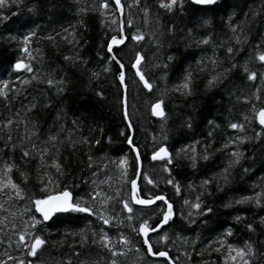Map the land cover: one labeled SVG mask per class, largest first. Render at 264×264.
I'll return each mask as SVG.
<instances>
[{"label": "trees", "instance_id": "trees-1", "mask_svg": "<svg viewBox=\"0 0 264 264\" xmlns=\"http://www.w3.org/2000/svg\"><path fill=\"white\" fill-rule=\"evenodd\" d=\"M120 3L121 15L114 0H8L0 8V88L6 93L0 95V172L5 164L13 165L12 176L22 189V198L7 190L0 194V264H111L113 259L117 264H224L226 245L244 247L246 242L253 248L249 264H264V203H235L264 188V132L257 122L244 121L252 116L253 104L264 106V63L256 59L257 50L264 51V0H217L206 6L177 0L171 12L160 8L159 0ZM30 32L35 35L25 44ZM135 34L144 39L133 41ZM121 35L125 43L109 52L112 37ZM204 37L210 43L198 44ZM137 53L149 91L132 69ZM210 58L218 61L214 71H228L217 86L206 88L213 71ZM17 60L33 71L16 72ZM116 61L123 65L125 93ZM197 61L207 69L199 71ZM245 64L256 73L254 80L247 78ZM187 71L193 73V90L182 95L175 87ZM160 101L164 116L155 118L150 106ZM230 123H244V131ZM238 136L251 139L223 147ZM162 145L171 163L151 160ZM133 147L141 161L140 197L162 195L173 205L168 223L149 234L153 251H165L167 258L147 254L139 234L145 219L153 227L160 224L167 205H133L130 181L138 172ZM192 147L195 167L185 153L176 155L183 148L190 157ZM237 148L243 156L228 169L225 182L222 174L232 159L228 153ZM49 179L54 182L48 184L49 192L67 187L94 214L43 221L30 201L42 197ZM196 202L200 209L191 206ZM33 216L40 221L35 226ZM102 233L110 237L109 247L126 255L113 257L100 241ZM36 235L46 243L29 255ZM121 236L130 241L128 246L119 242Z\"/></svg>", "mask_w": 264, "mask_h": 264}, {"label": "snow or ice", "instance_id": "snow-or-ice-1", "mask_svg": "<svg viewBox=\"0 0 264 264\" xmlns=\"http://www.w3.org/2000/svg\"><path fill=\"white\" fill-rule=\"evenodd\" d=\"M217 0H190V3L194 6H206V5H214L216 4ZM115 4L117 8H120V0H115ZM8 5V0H0V8H4ZM177 5V0H159V7L163 8L169 12L173 10V7ZM104 8L108 7V3H104L101 5ZM147 11V10H145ZM6 18V17H5ZM131 23V22H129ZM207 23V21L205 22ZM232 31L235 33L236 29L233 28ZM35 35L34 32H30L28 35H25L24 37V43L27 44L29 41L30 36ZM131 39L133 41H142L144 39V36L142 34H135L132 35ZM125 43V37L121 35L119 39H117L116 36H113L111 39V42L108 44V51H112V45H122ZM210 43V39L208 37H204L198 41V44L201 45H208ZM236 43L239 44L240 40L237 37ZM22 51L27 52L28 49L25 47L22 49ZM234 49L233 47L229 46L226 49V52L231 54L233 53ZM65 59H68V57H65ZM115 60V57H113ZM169 59H172L169 57ZM256 59L262 63H264V51L257 50ZM142 60V57L139 53L136 54V63L132 65L133 68H137V65L140 64ZM116 63L120 64L119 61H116ZM198 64H201L199 71L203 72L207 69V65H203L202 61H197ZM209 64L212 65L213 71L210 73V78L207 80L205 87L206 88H212L217 86L228 69H225L222 72H216L214 69L218 65V61L215 58L209 59ZM235 67V65H233ZM243 70L248 74L249 80H254L256 78L255 72H250L247 65H243ZM121 71L119 73V79L121 83L124 81V72H123V65L120 64ZM13 69L16 72H20L21 70L25 72L31 73L33 71V68L30 64L25 63L23 60H17L16 63L13 65ZM136 75L140 78V80L144 83V87L151 89V84H149L145 77L141 74L139 69H137ZM31 79H37L36 76H33ZM22 83H29L28 80L21 81ZM49 86L53 85L54 81L52 79H49L47 81ZM8 82H4V87H7ZM175 90H178L181 92L182 95H191L193 90V73L191 71H187L183 74L180 83L176 85ZM0 95L6 96V93L3 91V88H0ZM260 97L256 96V100L259 101ZM247 103V100L245 101ZM162 101L157 102L153 105V114L159 115L161 117L164 116V111L161 107ZM250 111L252 113V116H245L244 121L248 123H252L253 121L258 122V124L261 126V131L264 132V106L257 107L255 104H253L250 108ZM9 124L11 121L8 122ZM211 123V122H210ZM229 127L238 130L240 132L244 131V123H230ZM261 135V132L256 133V137L259 138ZM50 139H55V137H51ZM128 143L131 144L132 140L131 137H127ZM251 139L250 137H236L235 141L229 140L228 143H226L223 147L228 148L231 144L238 141L239 143L245 142V140ZM219 150V149H218ZM44 152L47 151V149L43 150ZM135 151V149H133ZM187 149H180L177 152V156L180 155L181 152L185 153L186 158L191 159L192 166L195 167L196 163V155H195V148L192 147L191 151L193 155L190 157L187 156ZM24 155H28V153H24ZM232 159L229 160L228 166L224 169V172L222 174V179L227 182L228 181V169L233 167L234 165L238 164L240 162L241 157L243 156V153L239 151V149L232 150L228 153ZM154 160L156 159H165L167 158L168 163H171L170 154L166 147H159L157 151L154 152L153 157ZM201 159H208L207 155H201ZM138 159V157H137ZM121 163H124V161H121ZM53 167L56 168L57 172H60V165L53 161L52 164ZM167 170V169H166ZM13 171V165L5 164L4 170L0 172V194H4L5 190H7V193L9 196H11L13 193L17 198H22V189L20 188L19 184L16 183L12 176ZM247 171V169H245ZM21 177H23L24 181L27 182V176L25 173L20 174ZM144 180L147 181L148 184H152L153 181L150 180L146 175L143 177ZM131 201L132 203L136 205L141 206H149L155 204L156 201H162L167 205V211L163 212V218L160 220V224L156 225L155 227L151 226L147 219L143 220L139 224V234L144 237L143 244L147 246V254L149 255H155L162 258H167L168 253L165 251H153V247L149 242V233L150 232H156L158 228L163 225L167 224L168 221L173 216V205L168 203V201L165 199L162 195H155L154 197L150 198H141L138 191H137V181L135 179H132L131 181ZM54 182L49 179V181L45 184V189L42 194L41 198L35 199L33 201H30L34 205V209L36 213H39L40 217H42L43 221H49L54 218H58L62 214H70V213H87L89 216L94 214V210L92 207L82 204L80 200L73 196L72 192L68 190L67 187L59 188L58 190L53 189L52 191H48V184H53ZM168 183H172L171 180L168 181ZM209 181L205 180L203 181V184H208ZM254 187H259V185H254ZM176 191L179 192V186H176ZM197 201H199V197H197ZM184 203L187 205L189 203L188 200H185ZM236 204H246L251 203L255 206H260L262 203H264V188L261 189V191H256L252 195L243 196L240 199L235 201ZM124 208L131 213L133 211L132 207L129 206L128 202H123ZM193 208L200 209L201 205L199 202L193 203L191 205ZM230 204H225L224 207H229ZM212 209H207V212H211ZM98 218L100 220H103L104 224L109 223V219H106L103 215H99ZM130 220L132 219L131 216L128 217ZM237 220L240 219L239 216L236 217ZM33 226L40 223L39 220L35 216L32 217ZM261 222L264 223V217L261 218ZM249 230L251 229V225H249ZM133 231H136L134 228ZM84 230H81V239H84ZM227 235H231V232L229 231ZM162 239H166L165 237H162ZM21 243L24 242V236H20ZM100 241L102 242L103 246L108 248V250L111 252V255L113 257H116L117 255L124 256L126 255V252L123 250L117 251L116 249L109 247L111 240L110 237L107 235V233H102L100 237ZM96 241H94L95 243ZM119 242L124 245L128 246L130 244V241L126 237H119ZM46 241L42 239L39 235L32 237V242L30 244V250L29 255H35L37 252V249H39L42 245H44ZM221 243H223L221 241ZM219 251V249H216ZM139 251V249H137ZM226 255L224 256V264H249V260L247 257L251 256L253 254V248L250 243H245L244 247H236L234 245L228 244L226 245ZM111 264H117V261L115 259L112 260Z\"/></svg>", "mask_w": 264, "mask_h": 264}, {"label": "water", "instance_id": "water-1", "mask_svg": "<svg viewBox=\"0 0 264 264\" xmlns=\"http://www.w3.org/2000/svg\"><path fill=\"white\" fill-rule=\"evenodd\" d=\"M114 2H115V0H114ZM117 10H118V12H119V15H121L122 14V5H121V3H120V8H117ZM111 42V41H110ZM114 45L115 44H113L112 45V48L114 47ZM141 56V55H140ZM142 60H143V58H142ZM142 60H141V62H142ZM140 62V63H141ZM134 63H136V58H135V60L133 61V63H132V65L134 64ZM139 66H140V64H138L137 65V68H133L132 67V69H133V71H134V73H135V75H136V72H137V69H139ZM123 70V69H122ZM139 71L141 72V70L139 69ZM141 74L143 75V73L141 72ZM144 76V75H143ZM136 77H137V79L139 80V82L142 84V86L144 87V83L140 80V78L136 75ZM145 77V76H144ZM145 80L147 81V79H146V77H145ZM148 82V81H147ZM149 83V82H148ZM150 84V83H149ZM122 86H123V90H124V93H125V91H126V89H125V86H124V81H123V83H122ZM145 88V87H144ZM147 91H149V90H151V89H148V88H145ZM124 103H125V101H124ZM157 102H154L151 106H150V112H151V115L153 116V117H155V118H162L161 116H159V115H154L153 114V105L154 104H156ZM163 109V108H162ZM124 114H125V116H126V107H125V105H124ZM163 146V145H162ZM163 147H165V146H163ZM133 149H135V156H136V158L138 157V159H137V164H138V172H137V176L135 177V180L137 181V191H138V175H139V171H140V167H141V161H140V158H139V155H138V152H137V150H136V148H134L133 147ZM159 149V148H158ZM158 149H156L155 151H157ZM154 151V152H155ZM154 152L153 153H151V156H150V158H151V160H154L152 157H153V154H154ZM169 152V151H168ZM170 154V153H169ZM158 160H161V159H156V161H158ZM157 202V201H156ZM133 205H136V204H134L133 203ZM136 206H141V205H136ZM150 206V205H149ZM39 214V213H38ZM164 225V224H163ZM162 226V225H161ZM160 226V227H161ZM159 227V228H160ZM158 228V229H159ZM150 233H153V232H150ZM149 233V234H150ZM143 237V236H142ZM143 239H144V237H143ZM153 257H159V256H155V255H152ZM27 264H32L31 262H28ZM170 264H174L172 261H170Z\"/></svg>", "mask_w": 264, "mask_h": 264}]
</instances>
